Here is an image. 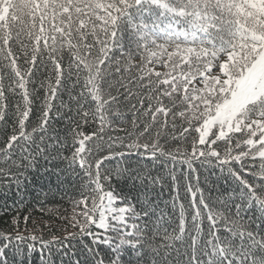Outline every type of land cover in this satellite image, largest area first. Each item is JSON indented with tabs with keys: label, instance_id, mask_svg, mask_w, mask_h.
<instances>
[{
	"label": "snow or ice",
	"instance_id": "snow-or-ice-1",
	"mask_svg": "<svg viewBox=\"0 0 264 264\" xmlns=\"http://www.w3.org/2000/svg\"><path fill=\"white\" fill-rule=\"evenodd\" d=\"M41 168L73 231L0 264H264V0H0V187Z\"/></svg>",
	"mask_w": 264,
	"mask_h": 264
},
{
	"label": "trees",
	"instance_id": "trees-1",
	"mask_svg": "<svg viewBox=\"0 0 264 264\" xmlns=\"http://www.w3.org/2000/svg\"><path fill=\"white\" fill-rule=\"evenodd\" d=\"M57 127H61L57 125ZM77 193L71 184V180L60 186L54 175L50 176L44 172L43 168L37 172H29L27 180L17 190L15 185L10 189L0 187V230L7 229L10 225L11 218L14 215L20 217V225L22 234L28 236L34 234L38 238L43 237L50 240L52 236L63 238L68 232L73 231L70 227H66L65 216L71 213L70 199L75 198ZM167 190L163 193V197L167 198ZM24 217L27 220V232H24ZM77 246V254L72 257L73 264L79 258L83 260V256L79 252ZM71 255V253H69ZM129 259L125 255V260ZM54 261V264H68V256L62 255L53 249L51 257L45 252L43 264L48 261ZM26 264H42L40 254V244L37 243L36 251L32 252L30 258L26 257Z\"/></svg>",
	"mask_w": 264,
	"mask_h": 264
}]
</instances>
